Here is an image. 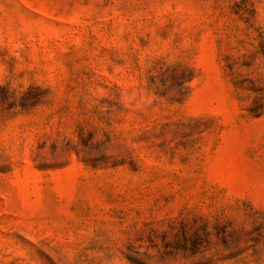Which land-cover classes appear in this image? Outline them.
<instances>
[{"label": "rangeland", "instance_id": "374dc122", "mask_svg": "<svg viewBox=\"0 0 264 264\" xmlns=\"http://www.w3.org/2000/svg\"><path fill=\"white\" fill-rule=\"evenodd\" d=\"M0 264H264V0H0Z\"/></svg>", "mask_w": 264, "mask_h": 264}]
</instances>
